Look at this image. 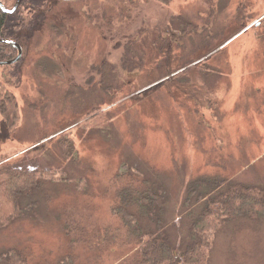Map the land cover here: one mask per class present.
Here are the masks:
<instances>
[{"label": "rangeland", "instance_id": "rangeland-1", "mask_svg": "<svg viewBox=\"0 0 264 264\" xmlns=\"http://www.w3.org/2000/svg\"><path fill=\"white\" fill-rule=\"evenodd\" d=\"M16 1L0 3L11 10ZM62 1L21 0L9 20L18 12L24 25L1 36L28 35L20 59L0 66V167L61 171L45 175L41 200L34 193L36 217L0 225V254L17 250L23 264H129L140 246L113 210L133 180L165 187L173 244L190 219V182L264 187V0ZM128 51L133 69L123 71ZM62 141L74 151L68 159ZM73 216H84L81 230ZM242 225L256 230L248 263L264 264L262 217L216 235L209 264L235 263L229 249Z\"/></svg>", "mask_w": 264, "mask_h": 264}, {"label": "trees", "instance_id": "trees-1", "mask_svg": "<svg viewBox=\"0 0 264 264\" xmlns=\"http://www.w3.org/2000/svg\"><path fill=\"white\" fill-rule=\"evenodd\" d=\"M17 14L21 17L19 22L10 24L9 19L13 15H6L0 11V39L4 28L24 25L23 16L18 12ZM20 36L17 44L22 46L27 42L28 35ZM14 50L10 46L0 44V63L8 62ZM131 52L128 51L125 55L129 59V66L128 62L120 63L123 71L133 69L131 63L134 55ZM101 69L105 76L112 77L113 68L107 62ZM60 144L63 156L68 159L69 153L74 152L71 145L64 141ZM19 162L21 163V161L14 164L4 163L0 167V225L3 222L7 224L6 226L14 224L26 215L36 217L37 204L32 203L34 193L42 190L39 195L41 200L40 196L44 192L47 179L45 175H53L52 172L61 171L55 168L47 173L35 167V164L30 169V164L24 162L20 165ZM41 181H44L43 185ZM134 182L135 180L118 191L117 199L120 205L113 210L114 215L132 234L135 244L140 246L137 251L139 253L137 260L140 262L133 258L129 264H209L212 243L216 235L234 222L240 223L246 220L255 222L261 217L264 218V187H249L229 181L197 178L188 185L185 204L183 203L185 211L183 218H190L189 220L186 218L187 221L183 220L179 228L185 229L182 233L183 240L181 243L173 244L168 226L165 224L167 219L164 217L166 214L164 204L167 202L165 187L151 176L138 178L135 184ZM21 200L28 201V204L21 205ZM63 217L70 219L66 213ZM83 218L84 216L80 218L73 216V219H78L76 220L78 226L73 230H81ZM234 233L235 236L237 235L236 240L229 249L233 257L237 258L233 264H249L247 255L252 250L251 237L256 234V230L250 231L247 225H242L236 227ZM79 237L78 242H81L82 235L79 234ZM68 259L62 264H72ZM0 260L3 262L5 260L9 264L14 262L23 264L26 257L17 250H9L5 254H0Z\"/></svg>", "mask_w": 264, "mask_h": 264}, {"label": "water", "instance_id": "water-1", "mask_svg": "<svg viewBox=\"0 0 264 264\" xmlns=\"http://www.w3.org/2000/svg\"><path fill=\"white\" fill-rule=\"evenodd\" d=\"M20 3H21V0H17L11 10H6L2 6V4L0 3V11L2 13L6 14V15H13L17 11ZM0 44L10 46V47L14 48L15 50H17V56H16V58L14 60L8 61V62H4V63H0V66H9V65H12L18 59H20V57H21V48H20V46L17 43H15L13 41L5 40V39H0Z\"/></svg>", "mask_w": 264, "mask_h": 264}, {"label": "flooded vegetation", "instance_id": "flooded-vegetation-1", "mask_svg": "<svg viewBox=\"0 0 264 264\" xmlns=\"http://www.w3.org/2000/svg\"><path fill=\"white\" fill-rule=\"evenodd\" d=\"M61 2H63L62 0H57V4H59V3H61ZM65 3H67V2H65ZM61 5H63V4H61ZM49 11H51V8L49 9ZM58 14L59 13H57V14H53V18L55 19V18H57L58 17ZM9 28L10 27H6V28H4L3 30H9Z\"/></svg>", "mask_w": 264, "mask_h": 264}]
</instances>
